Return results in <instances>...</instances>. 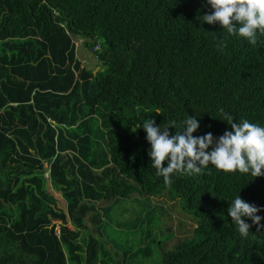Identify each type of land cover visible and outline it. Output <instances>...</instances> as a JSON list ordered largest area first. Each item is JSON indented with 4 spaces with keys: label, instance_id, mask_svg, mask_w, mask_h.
Segmentation results:
<instances>
[{
    "label": "trees",
    "instance_id": "16d2710c",
    "mask_svg": "<svg viewBox=\"0 0 264 264\" xmlns=\"http://www.w3.org/2000/svg\"><path fill=\"white\" fill-rule=\"evenodd\" d=\"M212 11L0 0V264H264V228L244 218L241 237L227 213L239 195L264 225V176L209 165L166 185L142 127L174 122V135L192 116L194 137L217 139L226 116L264 127V34L253 46L204 22ZM80 43L94 55L85 64ZM124 199L140 207L122 230L146 242L119 253L104 217Z\"/></svg>",
    "mask_w": 264,
    "mask_h": 264
},
{
    "label": "clouds",
    "instance_id": "9594fccd",
    "mask_svg": "<svg viewBox=\"0 0 264 264\" xmlns=\"http://www.w3.org/2000/svg\"><path fill=\"white\" fill-rule=\"evenodd\" d=\"M213 10L203 16L204 22L216 24L229 35H238L251 45L257 43V33L264 34V0H206ZM97 50V49H95ZM223 111V110H221ZM159 114V113H158ZM225 120L231 131H225L218 139L209 132L194 137L199 128L196 118L189 116L183 129L170 134L173 124L161 129L155 120L143 121L151 145L149 156L156 175L162 176L166 185H171L173 174H201L209 165L225 173H251L254 177L264 176V127L247 119L237 123L230 116ZM167 161V166L164 162ZM258 209L240 196H236L227 210L231 221L237 226L241 237L247 238L251 227L244 218H250L259 228L261 219Z\"/></svg>",
    "mask_w": 264,
    "mask_h": 264
},
{
    "label": "rangeland",
    "instance_id": "374dc122",
    "mask_svg": "<svg viewBox=\"0 0 264 264\" xmlns=\"http://www.w3.org/2000/svg\"><path fill=\"white\" fill-rule=\"evenodd\" d=\"M79 38H76V41H79ZM83 43H80L78 47H76L77 50V57L81 60L82 64L88 63L89 58L93 57V52L92 51H96L95 49H99L101 48L103 45L99 42L97 43V45H99V47L96 45L94 46L92 49V51L89 52H85L84 51V47H83ZM102 45V46H100ZM97 69V67L95 68V70ZM45 176H47V172L45 173ZM60 201V199H59ZM62 201V200H61ZM124 201V202H122ZM121 202V206L119 205H115L114 206V210L109 213L106 214V216L104 217L105 220V231L106 232H110L113 236L111 237V240H113V242H116V245L114 246V250L121 253V252H133L135 251L138 247L141 246V244L143 245L144 242H146V240L144 241L143 239H140V236L142 235H138L137 233H132L133 228H129L127 231H123V221H126L124 219H127V215H129V217H131L132 215H136L139 213V204L138 202H129V200L124 199ZM62 204V203H61ZM117 217V218H114ZM127 222V221H126ZM118 224L120 225V227L118 226ZM155 251L157 252H161L163 250V246H161L160 248H158L156 245H151ZM159 258V257H158Z\"/></svg>",
    "mask_w": 264,
    "mask_h": 264
}]
</instances>
